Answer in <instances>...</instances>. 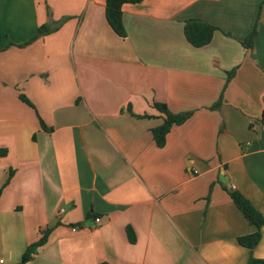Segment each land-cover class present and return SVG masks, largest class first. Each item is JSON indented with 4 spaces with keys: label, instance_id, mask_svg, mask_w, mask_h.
<instances>
[{
    "label": "crops",
    "instance_id": "0c3cea01",
    "mask_svg": "<svg viewBox=\"0 0 264 264\" xmlns=\"http://www.w3.org/2000/svg\"><path fill=\"white\" fill-rule=\"evenodd\" d=\"M263 1L127 4L122 38L106 0H0L4 264H19L47 229L28 264L264 260V227L253 251L242 246L258 229L230 196L242 193L264 216ZM191 19L220 29L208 46L187 41ZM44 25L60 27L30 42ZM155 103L194 112L163 148Z\"/></svg>",
    "mask_w": 264,
    "mask_h": 264
},
{
    "label": "trees",
    "instance_id": "16d2710c",
    "mask_svg": "<svg viewBox=\"0 0 264 264\" xmlns=\"http://www.w3.org/2000/svg\"><path fill=\"white\" fill-rule=\"evenodd\" d=\"M143 1L144 0H106V8H105L106 20L109 26L114 30V32L117 35H119L122 38H125L127 36L124 27V20H123V7L127 4H140ZM262 5H264V1ZM259 20H260V14L257 18V22L253 31L243 41V46L246 49H252L255 45V39L258 32L257 25ZM59 27L60 26H52V25L42 26L39 29L37 35L34 38H32L30 42H33L42 36H45L47 34L56 31ZM219 30L220 29L218 27L204 20L191 19L185 22L184 34L187 41L193 47L203 48L208 46L212 42L215 33L218 32ZM235 73L236 70H233L232 72L228 73L227 84L234 78ZM222 99L223 97L221 96L218 102L211 109L212 110L220 109L222 105ZM22 100L28 105L33 106L32 103L25 96H22ZM154 108L162 114L163 123L161 126L153 129L152 131L153 138L156 145L159 148H163L166 145L167 136L169 135L171 130L174 127L182 126L183 124H185L188 120L192 118L194 112L190 111V112L175 114L172 113L165 104H160V103H155ZM145 118H150V117L146 115ZM43 127L46 128L45 125H43ZM10 179L11 176L8 179L6 185L9 184ZM230 196L234 204L243 213V215L249 221V223L256 226L258 229L256 233L245 237H241L238 240L242 246L248 248L250 251H253L259 245L262 238L261 229L264 227V216L252 204V202L242 193L237 191H232L230 193ZM93 218H94L93 214L89 213L87 216V220H92ZM98 219L99 218L95 217L94 223L98 222L99 221ZM52 230L53 229H47L42 232L40 239L26 249V251L22 256V260L19 264H28L34 259L38 251L48 243ZM129 238L132 243L135 242V236L132 234L131 230L129 231ZM248 264H264V260L255 259L251 257Z\"/></svg>",
    "mask_w": 264,
    "mask_h": 264
},
{
    "label": "built area",
    "instance_id": "2783aa9c",
    "mask_svg": "<svg viewBox=\"0 0 264 264\" xmlns=\"http://www.w3.org/2000/svg\"><path fill=\"white\" fill-rule=\"evenodd\" d=\"M233 190L235 189V187L232 188ZM0 264H4V260L0 259Z\"/></svg>",
    "mask_w": 264,
    "mask_h": 264
}]
</instances>
